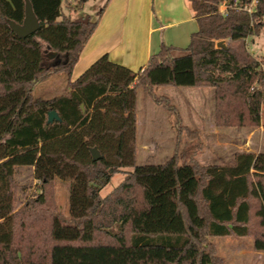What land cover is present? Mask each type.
I'll use <instances>...</instances> for the list:
<instances>
[{
  "label": "trees",
  "instance_id": "16d2710c",
  "mask_svg": "<svg viewBox=\"0 0 264 264\" xmlns=\"http://www.w3.org/2000/svg\"><path fill=\"white\" fill-rule=\"evenodd\" d=\"M186 1L199 27L186 48L162 43L138 71L103 55L71 81L106 3L92 19L65 15L63 0H30L40 27L19 38L8 21L22 24L25 0H0V264H223L210 237H250L264 252V152L224 165L178 154L136 163L139 89L175 115L156 86L212 87L217 126L259 125L264 70L247 40L264 29V0L252 14L238 7L253 0ZM55 75L63 92L35 97V85ZM50 111L60 120L48 123ZM19 166L32 168L42 193L16 210ZM56 179L71 182L72 222L55 212Z\"/></svg>",
  "mask_w": 264,
  "mask_h": 264
},
{
  "label": "rangeland",
  "instance_id": "374dc122",
  "mask_svg": "<svg viewBox=\"0 0 264 264\" xmlns=\"http://www.w3.org/2000/svg\"><path fill=\"white\" fill-rule=\"evenodd\" d=\"M79 1L63 0L65 14L75 18L89 13L93 19L96 16L95 12L105 0L82 1V11L79 10L81 6ZM222 5L220 11L224 12L226 9ZM248 45L249 50L254 52L255 57L263 64L261 68L264 70V29L260 34L252 36ZM184 53L185 51L182 50L173 51L175 56ZM62 91L59 80L52 77L35 86L33 94L35 97L49 98ZM154 94L157 97H166L170 107H174L175 115L162 105L163 102L157 104L144 93L143 89L138 90L136 135L138 165L163 164L174 154L182 156L181 161H185L183 158L190 155L191 160L201 166L231 163L235 153L229 149L226 151L221 145V127L214 123L215 99L212 87L156 86ZM263 112L264 106L261 109V115ZM243 132L239 138L244 137ZM233 133L231 132V137H234ZM255 136L258 138L260 135ZM123 178L122 172L113 174L110 182L101 189V195H107ZM15 179L17 187L15 209L19 210L38 198L42 190L40 183L34 179L33 170L30 167H16ZM70 183L69 180L61 179H56L54 182L53 196L57 208L55 212L66 222H72L68 200ZM209 240L215 245L217 254L223 259V264H264V252L253 249V240L250 237H210ZM238 249L242 250V255H239Z\"/></svg>",
  "mask_w": 264,
  "mask_h": 264
},
{
  "label": "crops",
  "instance_id": "0c3cea01",
  "mask_svg": "<svg viewBox=\"0 0 264 264\" xmlns=\"http://www.w3.org/2000/svg\"><path fill=\"white\" fill-rule=\"evenodd\" d=\"M105 3L106 7L99 18L98 25L73 67L71 81H75L103 55H107L115 63L138 71L146 65L152 55L159 52L162 43L186 48L190 43L191 35L199 28L193 17L191 6L186 0H105L103 5ZM251 38L252 36L247 42ZM52 77L59 80L61 88L64 87L62 76L55 75L50 78ZM220 131L222 138L220 143L226 151L229 149L235 154L264 152V112L255 129L221 127ZM242 131H244V137L239 138ZM231 132H234V137H231ZM256 134L260 136L257 138ZM238 253L242 255V250L238 249Z\"/></svg>",
  "mask_w": 264,
  "mask_h": 264
},
{
  "label": "water",
  "instance_id": "95a60500",
  "mask_svg": "<svg viewBox=\"0 0 264 264\" xmlns=\"http://www.w3.org/2000/svg\"><path fill=\"white\" fill-rule=\"evenodd\" d=\"M86 1V0H82ZM10 29L14 32V34L19 38H26L32 34H34L40 27L39 21L33 11L32 4L30 0H25V15L22 24H17L14 21H8ZM225 44L223 41L217 43V47H224ZM47 57L50 59H54L57 57V53L53 51L47 52ZM59 121L60 117L58 116L56 111H50L48 113V123H52L53 121ZM91 157L93 161H98L101 159V155L97 148L93 147L90 149Z\"/></svg>",
  "mask_w": 264,
  "mask_h": 264
},
{
  "label": "built area",
  "instance_id": "2783aa9c",
  "mask_svg": "<svg viewBox=\"0 0 264 264\" xmlns=\"http://www.w3.org/2000/svg\"><path fill=\"white\" fill-rule=\"evenodd\" d=\"M256 3H257V0H253L250 4H248L246 6H243L242 8H240V7H238V8L239 9H243L244 11H246L249 14H252L254 12V10H255ZM235 5L237 6V4H235ZM222 6L225 7V9H226L225 4H223ZM261 66L263 67V64H261Z\"/></svg>",
  "mask_w": 264,
  "mask_h": 264
}]
</instances>
